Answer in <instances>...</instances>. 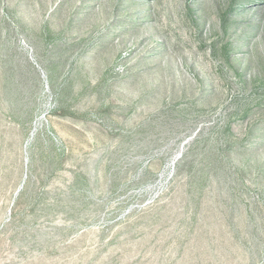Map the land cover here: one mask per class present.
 <instances>
[{"label":"rangeland","instance_id":"374dc122","mask_svg":"<svg viewBox=\"0 0 264 264\" xmlns=\"http://www.w3.org/2000/svg\"><path fill=\"white\" fill-rule=\"evenodd\" d=\"M0 264H264V0H0Z\"/></svg>","mask_w":264,"mask_h":264}]
</instances>
